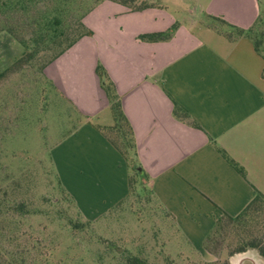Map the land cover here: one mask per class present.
Instances as JSON below:
<instances>
[{
	"label": "crops",
	"instance_id": "1",
	"mask_svg": "<svg viewBox=\"0 0 264 264\" xmlns=\"http://www.w3.org/2000/svg\"><path fill=\"white\" fill-rule=\"evenodd\" d=\"M194 1L211 21L202 34L162 4L132 10L103 0L83 18L92 34L43 72L83 117L51 149L56 173L80 211L92 218L129 193L128 164L93 121L110 111L95 72L100 62L120 96L154 198L203 256L216 220L240 213L257 192L264 195V59L249 38L229 37L213 18L247 28L260 0ZM191 24H197L193 18ZM172 27L164 40L138 38ZM177 106L186 118L175 113ZM233 255L229 264L264 261L255 250Z\"/></svg>",
	"mask_w": 264,
	"mask_h": 264
},
{
	"label": "rangeland",
	"instance_id": "2",
	"mask_svg": "<svg viewBox=\"0 0 264 264\" xmlns=\"http://www.w3.org/2000/svg\"><path fill=\"white\" fill-rule=\"evenodd\" d=\"M2 1L0 74L11 68L0 75V264H133L132 257L145 264H225L238 247L264 245L263 203L238 221L223 219L201 256L158 204L131 152L128 166L136 185L130 194L106 212L84 215L60 184L51 156L52 147L83 117L45 76L43 66L82 32L80 20L103 0H26L23 7L7 10ZM125 1L130 9L162 4L198 34L211 22L194 0ZM262 14L252 35L261 39L264 54ZM54 18L60 24L53 26ZM46 21L51 32L61 33L54 41L42 34ZM93 121L107 127L112 114L107 110ZM106 135L123 146L114 130L106 129ZM75 221L85 224L74 228ZM253 250L247 246L233 259Z\"/></svg>",
	"mask_w": 264,
	"mask_h": 264
},
{
	"label": "trees",
	"instance_id": "3",
	"mask_svg": "<svg viewBox=\"0 0 264 264\" xmlns=\"http://www.w3.org/2000/svg\"><path fill=\"white\" fill-rule=\"evenodd\" d=\"M26 0H3L1 2V6L2 9H4V7L6 6V8L4 10H7V8L14 7L16 5H20L21 7H23L24 3ZM114 2L117 3H121L127 6L128 2L125 0H112ZM150 6V5H148ZM147 6H139L135 9L132 10H138V9H142L145 8ZM264 10V0H260V12L257 16V18L254 20V22L247 28H242L236 25H232L230 23H227L226 21H224L222 18H217V17H213L215 18L214 20L217 21L218 25L224 26V30L223 32L228 35L229 37L232 36H245L247 38H249L252 42L253 48L254 50L264 59V54L261 52V39L255 37L252 35V30L255 27V25L257 23H259L262 19V12ZM4 12V11H3ZM58 23L60 24V19L58 18H54V20L52 21V25L56 26L58 25ZM43 30L44 32H42V29L39 26L40 31L42 32V34L44 36H46L48 38V40L50 41H54L58 38L59 34L61 33H57L56 29H53L54 33L50 31V22L46 21L43 24ZM80 27L82 28V32L79 33L77 35V37L72 40L71 42H69L68 44H66L62 49H60L57 53L54 54V56L48 60L46 63H44L43 68L50 63L52 60H54L56 57H58L62 52H64L67 48H69L72 44H74L79 38H81L84 35H91L92 31L80 20ZM174 27L170 28L168 31L165 32H152V33H143V34H139L138 38L141 40H145V41H158V40H164L169 38L172 33H173ZM235 31L236 34H232L230 31ZM10 33L12 32V30L9 31ZM13 34V32H12ZM16 37L20 40V42H22L25 46L26 43L25 41L22 40L21 37L17 36ZM11 68V67H9ZM9 68L7 70H9ZM6 70V71H7ZM4 71V72H6ZM3 72V73H4ZM95 72L100 80V84L104 90V92L106 93L107 99H108V103H109V109L110 112L112 114V119H113V123L111 125H108L107 127H103V125L98 126V129L106 136V138L110 141V143L112 145H114V147H116V149H118V151L122 154V156L125 158L127 164L129 165V161H130V157L128 155V153H132V155L134 156V166L137 169V172L140 176H144L147 177V175L145 174L144 170L141 168L140 164L137 161V151H136V142H135V138H134V132L133 129L128 121V118L126 117L123 108H122V103H121V99L120 96L116 90V87L114 85V82L111 80L110 76L108 75L106 69L104 68V66L98 62L96 67H95ZM1 73V74H3ZM0 74V75H1ZM175 113L178 112V114L182 117L187 116V113L184 109H182V107L177 106L174 109ZM111 129L114 130L115 132L118 133L119 138L121 139V142L123 144V146H119L111 137H109L108 135H106V129ZM221 154L226 158V160L237 170L239 171L241 174H244L243 169L241 166H239L234 160H232L224 150L220 149ZM129 171H130V167L128 166ZM131 174V173H130ZM60 182V180H59ZM136 185L135 184V179H132V176L129 175L128 177V184H129V193L131 192L132 189V185ZM61 184V182H60ZM264 203V195H262L261 193L257 192L254 196V198L246 205V207L237 215L235 216H230L228 214H223L221 215L217 220L216 223L214 225V227L212 228V230L206 235V237L204 238L203 241V246L204 248L209 250V246H208V241L209 239H211V235L215 232V227L217 228V226L220 225L221 221H223V219L228 220V221H238L241 218H243L245 215H247L251 210L254 211L256 210L261 204ZM21 206V205H20ZM85 223L83 222H72L71 226L74 228H81L84 226ZM247 246H249L250 248L256 249L258 254L264 258V245L261 244V242H250L247 244ZM247 246H241L238 247L237 249L230 251L228 253L229 256L237 253V252H243L247 249ZM132 263L133 264H145V262L141 261L140 259L136 258V257H132ZM225 264H228V261H225Z\"/></svg>",
	"mask_w": 264,
	"mask_h": 264
}]
</instances>
